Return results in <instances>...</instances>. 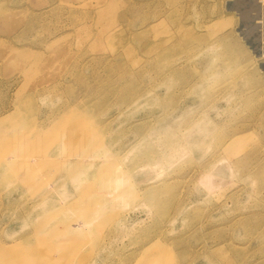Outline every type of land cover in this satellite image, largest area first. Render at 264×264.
<instances>
[{"label": "rangeland", "instance_id": "374dc122", "mask_svg": "<svg viewBox=\"0 0 264 264\" xmlns=\"http://www.w3.org/2000/svg\"><path fill=\"white\" fill-rule=\"evenodd\" d=\"M0 0V264H264V0Z\"/></svg>", "mask_w": 264, "mask_h": 264}, {"label": "bare ground", "instance_id": "6f19581e", "mask_svg": "<svg viewBox=\"0 0 264 264\" xmlns=\"http://www.w3.org/2000/svg\"><path fill=\"white\" fill-rule=\"evenodd\" d=\"M255 3L257 4V7H259V5H258V0H255Z\"/></svg>", "mask_w": 264, "mask_h": 264}]
</instances>
